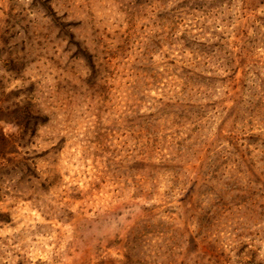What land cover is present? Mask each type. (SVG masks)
<instances>
[{
    "label": "rangeland",
    "instance_id": "rangeland-1",
    "mask_svg": "<svg viewBox=\"0 0 264 264\" xmlns=\"http://www.w3.org/2000/svg\"><path fill=\"white\" fill-rule=\"evenodd\" d=\"M232 69L264 136V0H0V264H264L262 195L222 198L194 259L222 188L175 184L161 153L141 172L133 147H171L181 87L212 105Z\"/></svg>",
    "mask_w": 264,
    "mask_h": 264
},
{
    "label": "trees",
    "instance_id": "trees-1",
    "mask_svg": "<svg viewBox=\"0 0 264 264\" xmlns=\"http://www.w3.org/2000/svg\"><path fill=\"white\" fill-rule=\"evenodd\" d=\"M234 51L235 49H232L230 52ZM231 71L232 75H227V79H223L225 83H229L228 87H225L227 93L212 105H203L204 101L186 100L185 95L191 97V90L187 92L191 83H186L183 88L181 87L182 98L177 99L179 106L178 114H175L177 122L173 127L171 147L164 148L162 145L161 149H152L147 141L144 143L145 140H142L146 136L145 129L133 133L136 137L139 136L136 140L140 142L133 145L134 151L137 150L144 155L141 172L150 171L149 168H146L147 158H153L155 153H161L163 157L166 155L163 164L164 167L171 168L175 184L184 182L195 186L196 183L201 182L205 186L208 183L207 189H210L211 186L214 189L215 187L222 188L213 192V194H217L218 198L215 208L208 211H206L208 208L199 209L200 213H197L196 221L193 222L195 227L194 259L197 260L202 259L203 255L208 256L207 245L211 241V236H214L211 229L220 222L223 214L226 215L225 209L221 208L218 203L223 201L226 196L233 198L232 192L234 191L244 196L260 194L264 197V158L260 159L254 155V148L253 151L250 150L258 145L262 149L260 153L264 156V136L248 135L245 131L251 127L243 123L240 124V119L245 118V112L242 109L243 96L242 92L238 91L240 80L235 76L238 72L233 69ZM199 76V74L195 75V79L197 80ZM233 86L235 92L228 94ZM196 90L200 94L203 90L202 86H198ZM258 104L256 103V105ZM212 112H214L213 115H211ZM30 115L34 117L31 111ZM146 117H135L134 119L137 120H132L131 126L139 127L144 124L146 129L154 128V125H151L152 123L149 121L151 119ZM158 131H160L159 127ZM2 138L3 146L9 144L6 141L9 137L3 136ZM143 150L145 151L142 152ZM160 197L157 195V198L153 200L156 201ZM169 203L171 202L161 199L160 206L166 210ZM9 221L8 215L0 213V223L7 224Z\"/></svg>",
    "mask_w": 264,
    "mask_h": 264
}]
</instances>
